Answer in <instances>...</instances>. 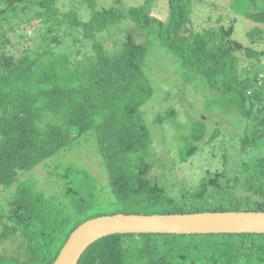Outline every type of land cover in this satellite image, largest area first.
Returning a JSON list of instances; mask_svg holds the SVG:
<instances>
[{
    "label": "trees",
    "instance_id": "trees-1",
    "mask_svg": "<svg viewBox=\"0 0 264 264\" xmlns=\"http://www.w3.org/2000/svg\"><path fill=\"white\" fill-rule=\"evenodd\" d=\"M18 1L27 4L17 6ZM152 1L124 9L120 0L106 8L97 7L96 0H0V187L9 190L15 183L7 202L10 222L0 225V242L19 233L29 254L23 259L0 255V264H52L69 233L103 209L116 207L112 214L264 211V157L238 187L250 191L246 197L235 194L238 170L247 162L240 152L233 173L224 164L219 173L202 177L195 190L179 189L180 195H169L150 179L149 170L159 160H148L155 142L145 105L157 88L150 75L164 73L163 66H178V77L200 90L205 108L180 135L178 161L199 148L208 110L238 121L249 116L253 129L249 135L242 131V148L264 138V65L255 60L241 66L238 56L259 58L264 49L231 38L233 20L226 28L191 26L198 0H168L166 20L148 13ZM228 7L254 24L245 32L251 41L262 39L264 0H229ZM34 19L47 24L46 45L17 53ZM128 20L145 41H136L128 30L114 41L120 50H108V30ZM40 26L35 30H43ZM176 115L171 106L152 121L165 128L164 121L173 122ZM80 138L94 144L110 198L100 197L98 178L75 163L54 171L61 189L46 197L31 183L17 181L20 174L67 153ZM231 177L233 192L227 190ZM253 235L264 238V233H115L90 244L77 264H264V239Z\"/></svg>",
    "mask_w": 264,
    "mask_h": 264
},
{
    "label": "rangeland",
    "instance_id": "rangeland-1",
    "mask_svg": "<svg viewBox=\"0 0 264 264\" xmlns=\"http://www.w3.org/2000/svg\"><path fill=\"white\" fill-rule=\"evenodd\" d=\"M140 2H144V0H120L119 5L125 9L126 4L135 5ZM228 2L229 0H198L197 2H193L191 12L192 23H190V25L198 29L201 26L213 29H217L220 26L226 28L233 23L231 22L233 20L234 30L230 35L231 38L241 41L243 46L247 45L254 49H264V34L261 35L262 39L258 38L256 41H251L246 36L245 32L253 27L254 24L240 14H237L234 10H231L228 7ZM16 4L17 6H21L27 3L25 1H18ZM114 4L115 0H96V6L100 8H106ZM169 7L168 0H153L149 3L148 13L157 16L159 19L165 18L166 20ZM33 10L34 9H31L28 15L32 14ZM218 16H221L220 20H217ZM121 22L122 21L117 23V28L113 27L108 30L112 33L108 35L109 37L104 42V46L108 50H120L121 46H119V41H116V44H114V41L122 35L126 36L125 34L128 30L132 31V35L137 37L136 41H145L146 39V35L142 31L131 30L133 26L131 20L123 24ZM31 24V26L25 28V33H23L24 38L21 39L24 45L16 49L17 53H20L22 47H27L30 50H40L46 45L47 39L43 37V35H46L44 31L47 24L41 22L43 26V30L41 31H36L34 28L41 27L37 19H34ZM152 56V53H150V58ZM238 56L239 58H243V61H240L241 66L248 65L255 60H258L255 61L258 65H261V63L264 65V55H260L259 58L245 59L244 53L239 52ZM161 59L166 60V57L163 55ZM163 68L164 73L160 72V69V73L154 71L150 75V78L154 80L152 82L153 85L157 88L151 97V101L145 105L147 109V120L151 128V136L155 142L148 160L154 158L159 160L155 162L149 170L150 179L156 180L158 184L164 186L169 195H180L181 191H179V189L195 190L202 177L205 175H214L215 172L219 173L223 170L224 164L230 166L229 173H233L231 165L233 164L234 158L237 159L236 156L240 152L244 155V160L247 162L241 163V168L238 170L235 194L240 197H246L244 193L250 194V191L238 189V187L244 184L246 179H249L247 172H255V170L262 165L261 159L264 157V144L262 140H264V138L260 137L256 144L249 143L242 148L241 143L243 140L241 136L244 134L242 131L247 132L246 134L249 135L252 133L253 129V121L249 116H245L238 121L224 115H215L208 110L206 112V114H208L206 134L199 140V148L194 154L189 156L187 160L178 161V143H184L180 139V135L187 132V127L191 124L193 115L203 111L205 108L201 105L202 95L200 90L197 89L195 91L190 86L187 87L184 85L181 76L178 77L180 70L178 66H163ZM174 72H176V76ZM262 74L264 76V71ZM162 76L166 77H163V79ZM184 88L186 90H184ZM190 104H193V106L197 108L195 112H189L188 106H190ZM171 106L177 109V115L173 122L168 119L165 120L163 124L166 127L162 128L161 123H154L152 121L158 112H162ZM216 127L219 129L218 134L212 139H209L210 134L214 132ZM68 163H75L78 166L87 168L98 178L102 186L99 196L102 198H110L108 194L109 188L105 186V175L101 173L103 166L98 162L95 146L90 140L86 141L84 138H80L67 153L58 154L48 159V161L38 164L30 171L20 174L17 181L31 183L36 190L43 192L46 197L47 193H53L61 189L60 185L55 181L56 175L54 171L62 170ZM56 164H58V167L54 169V166H57ZM50 172L52 173L50 174ZM230 176H232V174H230ZM233 178H230L227 190H229L230 186L233 184ZM51 180H54V182ZM14 186L15 183L9 190L0 187V225L3 222H10L9 216L12 212H9L7 202L10 200V194ZM229 191L233 192L232 190ZM239 201L242 200L239 199ZM261 203L262 202L257 205L261 206ZM115 208L116 207L103 209L102 213L112 214L111 212H113ZM250 208L253 209L254 207L250 206ZM253 238L255 240L264 239L258 235H253ZM0 255H13L14 257L17 256L22 259L29 257V254L26 252L25 241L19 233L0 242Z\"/></svg>",
    "mask_w": 264,
    "mask_h": 264
},
{
    "label": "water",
    "instance_id": "water-1",
    "mask_svg": "<svg viewBox=\"0 0 264 264\" xmlns=\"http://www.w3.org/2000/svg\"><path fill=\"white\" fill-rule=\"evenodd\" d=\"M115 233H264V211L102 214L77 225L52 264H77L90 244Z\"/></svg>",
    "mask_w": 264,
    "mask_h": 264
}]
</instances>
